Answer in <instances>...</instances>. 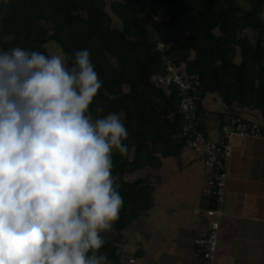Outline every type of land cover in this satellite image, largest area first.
<instances>
[{"label":"trees","instance_id":"1","mask_svg":"<svg viewBox=\"0 0 264 264\" xmlns=\"http://www.w3.org/2000/svg\"><path fill=\"white\" fill-rule=\"evenodd\" d=\"M112 16L121 27L114 26ZM0 32L16 37L0 44L3 50L19 46L50 55L46 46L53 43L64 57H72L76 50L89 49L103 81L90 114L103 106L104 115L119 113L128 130L126 154L114 150L112 157L123 206L111 227L114 240L102 235V264H128L120 248L124 233L149 217L161 184L159 178L129 182L126 176L160 170L163 160L178 159L186 150L178 91L154 81L166 74L164 58L194 81L202 135L209 134L208 95L225 105L216 113L220 127L227 116L244 113L264 120V0H0ZM204 199L206 210L216 207L213 199Z\"/></svg>","mask_w":264,"mask_h":264},{"label":"clouds","instance_id":"2","mask_svg":"<svg viewBox=\"0 0 264 264\" xmlns=\"http://www.w3.org/2000/svg\"><path fill=\"white\" fill-rule=\"evenodd\" d=\"M102 86L87 48L0 47V264L106 260L102 233L123 206L112 157L129 133L119 113L90 114Z\"/></svg>","mask_w":264,"mask_h":264},{"label":"crops","instance_id":"3","mask_svg":"<svg viewBox=\"0 0 264 264\" xmlns=\"http://www.w3.org/2000/svg\"><path fill=\"white\" fill-rule=\"evenodd\" d=\"M209 97L212 101L218 98L208 95L206 99ZM206 99L208 129L216 131L221 125L218 112L206 108ZM243 117L263 120L261 115L244 113ZM234 144L238 148L228 164L216 264H264V138H235ZM178 164L180 174L188 170L192 173L178 176V170H174V176L159 178V203L155 192V206L149 217L136 220L125 231L120 248L125 254L131 252L128 264H137L133 256L139 252L141 264H202L195 241L208 234L204 215L208 172L205 168L202 172L192 169L194 160ZM104 237L114 240L115 233Z\"/></svg>","mask_w":264,"mask_h":264},{"label":"built area","instance_id":"4","mask_svg":"<svg viewBox=\"0 0 264 264\" xmlns=\"http://www.w3.org/2000/svg\"><path fill=\"white\" fill-rule=\"evenodd\" d=\"M159 49L162 50V46L159 45ZM164 65L166 74L156 77L154 81L159 87L177 89L180 97V112L186 120L181 138L186 141V149L199 155L208 172L204 187L205 196L213 199L216 207L204 211L208 234L203 239H197L195 245L201 252L203 264H216L221 207L226 195L228 164L238 148L234 144V139L264 138V120L257 122L244 117H230L218 130L210 131L207 136L202 135L197 130L196 99L192 96L193 79L176 68L167 58H164Z\"/></svg>","mask_w":264,"mask_h":264},{"label":"rangeland","instance_id":"5","mask_svg":"<svg viewBox=\"0 0 264 264\" xmlns=\"http://www.w3.org/2000/svg\"><path fill=\"white\" fill-rule=\"evenodd\" d=\"M106 1L108 4H110L116 0H106ZM112 17L114 20V26L121 27L120 21L115 16H112ZM248 35L251 38H253V35L251 33H248ZM46 49L50 55H61V56H63L60 47H58L56 44L50 43L46 46ZM238 61H239V59H237V62ZM205 106H206V108L210 109V112H219V111H222L225 109V105L222 103V101L219 98H217L216 101H212L210 99V97L207 98L205 101ZM189 160L190 161L194 160V164L191 167L192 169H194L195 171H200V172L204 171V164H203V161L200 159L199 155L190 149H186L184 151V153L181 155V157H179L178 159L168 158V159L163 160V166L160 170L142 169V170H139L133 174L127 175L126 180L129 182H133L137 179L148 178L152 182H155L157 180V178L165 179V178L174 176L173 175L174 170H176V171L178 170V172H177L178 176H184V175H187L189 173H192V171L188 170V172L180 174L179 168H178V166H179L178 163L185 164ZM175 175H176V173H175ZM156 199H157V203H159V189L156 192ZM157 208L158 207H156V209ZM112 232H113V230L109 229V230H106L103 234H104V236H106L108 238V237H110ZM129 252L130 251H128L126 253V255H125L126 258L132 257L131 252L130 253ZM133 257L136 259L137 264H141V258L140 257L139 258H137L136 256H133Z\"/></svg>","mask_w":264,"mask_h":264}]
</instances>
